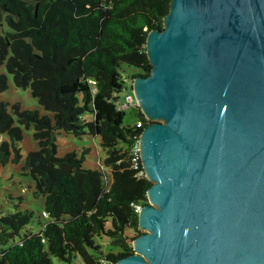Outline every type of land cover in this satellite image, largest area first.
I'll return each instance as SVG.
<instances>
[{"label":"trees","instance_id":"1","mask_svg":"<svg viewBox=\"0 0 264 264\" xmlns=\"http://www.w3.org/2000/svg\"><path fill=\"white\" fill-rule=\"evenodd\" d=\"M169 1L0 0V91L11 74L51 114L17 102L8 110L0 100V133L8 135L0 140V165L19 161L20 126L32 127L37 149L22 167L48 213L24 208L0 215V264H55L52 257L74 264L77 256L104 264L133 251L141 232L134 205L147 202L150 181L134 175L128 147L140 128L136 119L147 120L136 105L135 120L124 123L116 101L135 75L148 74L146 34L162 27ZM62 132L97 135L103 160L84 166L90 147L58 155ZM34 217L40 228L23 230ZM96 236L114 247L105 251Z\"/></svg>","mask_w":264,"mask_h":264},{"label":"water","instance_id":"2","mask_svg":"<svg viewBox=\"0 0 264 264\" xmlns=\"http://www.w3.org/2000/svg\"><path fill=\"white\" fill-rule=\"evenodd\" d=\"M132 92L150 185L109 264H264V0H170Z\"/></svg>","mask_w":264,"mask_h":264},{"label":"rangeland","instance_id":"3","mask_svg":"<svg viewBox=\"0 0 264 264\" xmlns=\"http://www.w3.org/2000/svg\"><path fill=\"white\" fill-rule=\"evenodd\" d=\"M126 69L129 71L134 70L131 67H126ZM0 70H3V67H0ZM7 79L8 86L0 91V100L8 102V110H10L12 103L17 102L20 108H37L40 113L51 115L30 94L29 87L22 88L16 86L11 74H8ZM127 91H129V87H124L120 90L119 94L123 96ZM135 117V110L131 108L127 109L124 112L123 122H132L135 120ZM20 127L22 129V138L18 141V146L20 148L21 158L16 163L7 162L0 165V215L24 208L33 210L34 212H40L43 209L44 197L41 194H34V180L28 173H25L26 169L22 167L27 152L37 149V142L33 137L32 127L26 128L23 125ZM3 138H8V135L6 133H0V140ZM56 144L58 155L68 150H75L77 154H80L83 148L90 147L83 161V165L86 167L96 166L97 162L102 161L105 156V150L101 147L97 135L87 133L74 135L72 133L62 132L56 134ZM40 224L37 218L34 217L23 227V230L31 229L37 231L40 228ZM139 230L141 229L139 228ZM95 240L102 245L105 251L112 245L109 239L103 236H96ZM52 260L55 264H62L61 260L56 257H52ZM74 264L85 263L77 256L74 259Z\"/></svg>","mask_w":264,"mask_h":264},{"label":"built area","instance_id":"4","mask_svg":"<svg viewBox=\"0 0 264 264\" xmlns=\"http://www.w3.org/2000/svg\"><path fill=\"white\" fill-rule=\"evenodd\" d=\"M128 83L131 85L132 81H128ZM138 105L137 100L134 97V94L132 92V87L130 91H127L123 96L119 97L116 101V107L118 110L125 111L127 109H130L134 106ZM146 118V117H145ZM146 122H148V119L146 118ZM143 120L137 118L135 121V124L139 126L140 128L138 131L132 136L131 142L128 147V156H129V165L134 171V175L136 177H146L145 171L142 167L141 159H140V150L138 147V138L140 135V130L143 126ZM141 205L139 203H136L134 205V210L137 212L140 209ZM42 215L47 216L48 213L45 210L41 211ZM43 240V238H41ZM104 264H109V262H104Z\"/></svg>","mask_w":264,"mask_h":264}]
</instances>
